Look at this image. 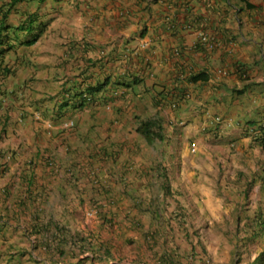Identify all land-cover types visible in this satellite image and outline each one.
<instances>
[{
	"label": "crops",
	"instance_id": "0c3cea01",
	"mask_svg": "<svg viewBox=\"0 0 264 264\" xmlns=\"http://www.w3.org/2000/svg\"><path fill=\"white\" fill-rule=\"evenodd\" d=\"M245 1L251 7L236 0L22 5V15L34 12L45 26L33 45L0 56L14 67L8 76L0 72V154L7 157L0 175V264H53L38 256L43 244L71 255L60 264H80L85 256L81 264H120L106 256L115 253L117 239L138 245L137 264L205 263L197 247L181 256L175 248L148 245L144 254V235L156 226L143 224L155 222L153 204L167 202L149 193L169 187L161 177L172 166L214 176L260 149L247 129L264 117V0ZM15 17L11 25L20 22ZM199 73L207 79L186 82ZM71 87L99 90L82 108L59 112L61 92ZM13 88L24 90L23 100L5 99ZM69 119L73 128L60 130ZM144 122L161 127L162 141L142 137L137 128ZM47 157L54 166L45 164ZM200 177L189 186L198 196L194 203L220 202L225 196H212L215 188ZM204 188L211 198L201 196ZM89 218L94 224L86 229ZM123 225L133 227L128 233ZM97 235L102 244L75 260L78 248Z\"/></svg>",
	"mask_w": 264,
	"mask_h": 264
},
{
	"label": "rangeland",
	"instance_id": "374dc122",
	"mask_svg": "<svg viewBox=\"0 0 264 264\" xmlns=\"http://www.w3.org/2000/svg\"><path fill=\"white\" fill-rule=\"evenodd\" d=\"M35 24H37V27L34 25L35 30L33 33L41 34L44 30L45 23H41V21L38 20V22ZM260 158H264V154L260 149H258L256 150L255 154L252 155V157H245V161L243 160V162L240 164H230V166L225 167L227 169L226 172L223 171L222 173L221 170H219V172L214 176L208 175L205 172L196 173L195 175L192 168L186 167L185 170H181V167L179 166L176 168L172 166L170 169L171 171L168 173V175H166V179L161 177L162 183H168L167 185L169 186V191L166 192L165 190H162V188L150 190V195H155L157 197V195L160 194L163 197V202L166 199L167 202H165L163 206H160L158 203L153 204L152 206L154 207L155 211L159 212L158 216L155 218L156 220L154 223L151 221L149 224L147 221L143 224L146 225L148 223V229L152 226V224L156 226L153 231H150V228L149 232H146L144 235V244H142L140 247L141 250H143L142 248H146V251L143 253H148L150 249L148 247L149 244L147 239L150 237V232H152L151 236H154L152 237L154 240L152 247L168 246L169 248H175L177 252L181 251V256L182 253L191 250V248L197 247L203 250L205 253V258L208 260L204 261V264L213 263L209 255H212L213 258L220 261L215 262V264H233V250H242V239L248 232V227L250 224L248 223V218L252 216V212L256 206V201L259 199V196L257 195V187H254V189L249 193L248 198H244L241 195L243 193L241 183H245L246 178L250 175V173L257 169ZM189 159L190 158H188V160ZM199 174L201 175V179L199 178L201 184L206 186V188H208L207 186H210L209 189L215 188L212 196L214 193H217L216 195L225 196L220 201L222 204H220L218 201H214V199H212L209 194V190L205 188L203 195L201 196L205 197L206 194L209 195L208 197L211 198L213 204L202 205L200 208L198 204L194 203L193 200L197 199L198 196H196L195 190H191L189 186L190 183L194 185L196 182H198L197 177ZM240 175L244 176L240 177ZM202 177L212 179L214 182H205L206 180H202ZM225 191L228 193V195H226L227 193H225ZM166 193H169L170 195H166ZM233 194L234 196L231 197ZM91 208L92 206L87 209V212ZM198 210L200 213H198ZM210 211H213L214 213L208 215V212ZM87 216L89 217L90 215ZM237 218L240 219L238 225H236ZM93 224V220L89 218L87 224L84 226L87 229L91 228ZM132 227L133 226L129 227L127 225H123V231L128 232L132 229ZM140 227L145 229L142 225L138 226V228ZM157 228L158 230L163 229L161 236L159 232V234L154 233L155 229ZM97 229L98 227L96 228V231ZM124 232H122L121 238L124 237ZM86 238L88 239V237ZM89 239L90 240L87 242V245L92 244L91 248L94 247V245L102 244L98 241L100 239L99 235L90 237ZM113 244L115 246V253H113V256L115 257L111 256L110 258L108 255H106L107 258H109V261L114 260L120 264H137L141 260L140 257H133L134 254L136 255V251H138V245L131 242L130 239L126 241L117 239V242L114 243L113 241ZM45 246L48 248L46 244ZM261 247H263V244L261 245L257 243L251 245L245 250H242L241 261L247 262L249 259L254 258ZM41 251L42 253L38 254V256L42 258L41 262H43L44 259L47 260V262H53V264H60V261L67 262L71 259V255L67 253L64 254V252L53 253L51 251L48 252L47 249H41ZM92 252L93 250L88 253ZM77 255L82 254L77 252V254H75V260H78ZM67 256H69L70 259L67 260ZM190 256L193 255L190 254ZM72 261L73 260H71V263L69 264L76 262Z\"/></svg>",
	"mask_w": 264,
	"mask_h": 264
},
{
	"label": "trees",
	"instance_id": "16d2710c",
	"mask_svg": "<svg viewBox=\"0 0 264 264\" xmlns=\"http://www.w3.org/2000/svg\"><path fill=\"white\" fill-rule=\"evenodd\" d=\"M46 0H0V45L3 47L4 43L6 44L9 49H13L19 45L22 46H31L33 45L36 40L40 37V34L33 33L35 30L34 25L36 26V21H38L37 16L34 12L28 13L25 11V14L22 15L21 7L22 5H33L34 3L38 5H41ZM238 2L246 3L247 7H251L250 4H248L245 0H236ZM12 15H15V19L19 20L20 22L16 25H11L9 23L10 17ZM20 16V18H17ZM38 31V30H37ZM23 37V38H21ZM0 54H2V48L0 50ZM4 72L10 74V70L5 69ZM207 76L204 73H199L195 75H191L186 79V82H196L198 80H206ZM97 88H88L86 90H79L74 88L72 90L71 88L63 89L61 92L62 98L61 102L58 107V111L62 112V110H70V109H80L82 108L88 100L86 99L87 95L93 96ZM22 88H13L10 89L5 94V99L11 100L13 98H16L19 96V94H23ZM183 94H186V92L181 93V97ZM60 95V94H59ZM86 95V96H85ZM60 117V116H59ZM57 117V118H59ZM257 127V126H256ZM255 126L250 127L247 129L248 133L251 135L252 142L257 144L260 147L261 152L264 154V133L262 132L261 128H257L255 133H252V131L256 128ZM161 127L158 125H152L148 122H144L140 125L139 128H137V131L144 137L145 139L149 138V135H152V137H156L160 141H162V135L158 132L160 131ZM251 130V133H250ZM3 155L0 154V175L4 173L5 169V162H3ZM167 174H165L166 177ZM244 176V175H240ZM91 183L93 187L99 186L100 181L95 175H91ZM241 186L243 188L242 196L244 198L249 197V193L254 189V187H257V195L259 196V199L256 201L255 209L252 212V216L248 218L249 229L246 233L245 237L242 239V250H245L249 248L251 245L254 244H263V247H261L256 256L254 258L249 259L247 262H242L241 260V251H238L236 249L233 250V264H264V158H260V161H258L257 169L250 173V175L246 178L245 183H241ZM163 190L166 192L169 191V187L163 186ZM98 189V188H97ZM166 195H170L169 193H166ZM93 208V206H92ZM240 222V219H236V225H238ZM238 231V230H237ZM149 237V236H148ZM153 236H150L148 240L149 246L152 247L154 244V240L152 238ZM83 238H79V241H81ZM85 245V246H84ZM80 245L81 247L78 248L81 254H83V251L88 249L92 246V244H84ZM92 259V258H91ZM88 260V257H82L78 260V262L81 264L83 261ZM91 264H94L92 261H90ZM166 263L173 264L169 260L165 261Z\"/></svg>",
	"mask_w": 264,
	"mask_h": 264
},
{
	"label": "clouds",
	"instance_id": "9594fccd",
	"mask_svg": "<svg viewBox=\"0 0 264 264\" xmlns=\"http://www.w3.org/2000/svg\"><path fill=\"white\" fill-rule=\"evenodd\" d=\"M5 45L2 47L1 45H0V50H1V48H2V54H0V56H5L6 54H8L9 52H13V49H9L8 47H7V45L6 44H9V43H4ZM17 47H22V45H19V46H17ZM5 69H8V70H10L11 72L10 73H12L13 74V69H14V67H13V65L11 64V61H7L6 63L4 62V61H2V60H0V72H1V75L2 76H8V75H10L9 73H6V72H4V70ZM21 96H23V94H19V96H17L16 98H13V99H11V100H9V101H11V102H17V101H19V100H23V98H19V97H21ZM86 96V95H85ZM87 98V100H89L90 99V97L87 95L86 96ZM7 100V99H6ZM175 103H177V102H175ZM21 111H23V110H21ZM37 118H39V116L37 115L36 116ZM70 123H71V125H70ZM64 124H67V126H65ZM45 126H46V131H47V133L49 134V135H52V132H53V130H54V121L52 120V119H48V120H46V123H45ZM73 126H74V122L72 121V120H65V121H62V122H60L59 123V129L60 130H63V131H65V130H70V129H72L73 128ZM193 144V143H192ZM194 147H195V144H194ZM193 147V148H194ZM190 148H191V145H190ZM3 159H4V161L3 162H5V160L7 159V157H5V155H3ZM45 164L47 165V166H54V164H55V162H54V160H53V158L52 157H47L46 159H45ZM91 214V213H90ZM41 248L44 250V249H46V246H45V244H43L42 246H41Z\"/></svg>",
	"mask_w": 264,
	"mask_h": 264
},
{
	"label": "built area",
	"instance_id": "2783aa9c",
	"mask_svg": "<svg viewBox=\"0 0 264 264\" xmlns=\"http://www.w3.org/2000/svg\"><path fill=\"white\" fill-rule=\"evenodd\" d=\"M201 39L204 41L206 40L205 36H201ZM65 126H67V124H64ZM71 125V123H70ZM257 126V127H256ZM255 127V129L252 131V133H255L257 128H261L262 129V132L264 133V117L262 118V120L259 122V124H257ZM250 133H251V130H250ZM194 147V144H191V148Z\"/></svg>",
	"mask_w": 264,
	"mask_h": 264
}]
</instances>
